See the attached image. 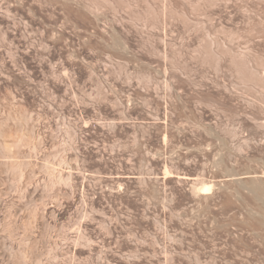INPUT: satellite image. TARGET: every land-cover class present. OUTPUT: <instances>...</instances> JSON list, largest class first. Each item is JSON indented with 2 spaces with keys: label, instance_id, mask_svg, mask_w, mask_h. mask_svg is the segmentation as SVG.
I'll return each mask as SVG.
<instances>
[{
  "label": "rangeland",
  "instance_id": "rangeland-1",
  "mask_svg": "<svg viewBox=\"0 0 264 264\" xmlns=\"http://www.w3.org/2000/svg\"><path fill=\"white\" fill-rule=\"evenodd\" d=\"M262 186L264 0H0V264H264Z\"/></svg>",
  "mask_w": 264,
  "mask_h": 264
},
{
  "label": "bare ground",
  "instance_id": "bare-ground-1",
  "mask_svg": "<svg viewBox=\"0 0 264 264\" xmlns=\"http://www.w3.org/2000/svg\"><path fill=\"white\" fill-rule=\"evenodd\" d=\"M250 178V177H249ZM252 178V177H251ZM254 180V179H253ZM121 182H125L124 180H120ZM185 182L190 183L189 179H185ZM223 185V183H220L218 181L212 182L209 185H204L201 190L195 191L196 196L199 197V199L204 200L206 202H209L212 198V196L217 193L218 189ZM256 194L258 195V198L264 203V187H259L256 189ZM212 194V195H211ZM264 205V204H263ZM262 212V215L264 216V207L260 209ZM264 225V224H263ZM262 225V226H263ZM257 226V225H256Z\"/></svg>",
  "mask_w": 264,
  "mask_h": 264
}]
</instances>
